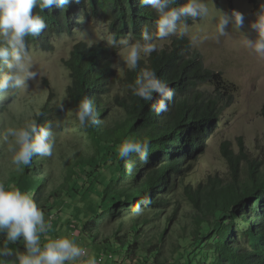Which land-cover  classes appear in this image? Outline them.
Segmentation results:
<instances>
[{
    "label": "trees",
    "instance_id": "16d2710c",
    "mask_svg": "<svg viewBox=\"0 0 264 264\" xmlns=\"http://www.w3.org/2000/svg\"><path fill=\"white\" fill-rule=\"evenodd\" d=\"M249 1L256 13L264 9L259 0ZM185 3L175 0L168 7ZM33 14L41 15L47 28L38 36L26 37V44L47 53L54 50L53 39L73 36L74 28L82 27L86 19H100L110 35L127 38L129 43H143L145 27L155 34L158 19L155 10L139 0H71L62 8L54 5L43 12L35 8ZM166 40L169 45L164 43L146 60L140 59L135 71L126 68L118 80L121 94H111L109 87L116 77L114 60L119 47L104 41L91 47L75 44L64 62L70 76L66 102L75 119L78 102L92 99L101 123L81 129L75 119L78 137L65 145L53 128V155L33 157L21 171L15 170L7 145L1 146L0 140V183L30 193L46 215L59 208L67 221L80 222L77 236L85 239L83 247L106 246L112 240L126 257L139 258L142 264H264V163L250 157L242 139H238L237 153L230 142L221 144L226 176H208L197 184L186 179L205 153L222 110L233 100V91L220 73L205 69L189 39L171 35ZM146 68L154 70L174 92L168 111L159 115L151 107L158 99L155 93L152 101L145 102L127 87ZM18 93L8 90L0 95V131L32 118L39 124L53 121L52 92L38 109L43 113L40 117L34 116L33 106L28 116L12 111L8 103ZM260 116L264 122V104ZM125 139L150 142L147 163L140 162L135 153L126 158L135 162L132 173L117 155ZM55 164L60 171L53 175ZM138 203L140 215L133 212ZM103 218L116 222L105 230L111 234H104L100 241ZM66 230L73 235L76 228L67 224ZM50 232L49 237L55 239L58 225L51 226Z\"/></svg>",
    "mask_w": 264,
    "mask_h": 264
},
{
    "label": "clouds",
    "instance_id": "9594fccd",
    "mask_svg": "<svg viewBox=\"0 0 264 264\" xmlns=\"http://www.w3.org/2000/svg\"><path fill=\"white\" fill-rule=\"evenodd\" d=\"M71 0H0V95L8 90H19L27 92L29 81H37L41 73L35 70L31 47L26 44V37L38 36L47 28L45 20L39 14H33V9L38 8L40 12L44 9H51L52 6L65 7ZM78 3L79 0H76ZM141 5L150 6L158 15L156 20V32L152 34L147 27L141 30L143 43L139 40L129 43L124 37L119 39L115 34L106 38V43L117 48L122 46V61L129 71H135L141 59V53L147 57L156 51L153 39L164 40L171 35L177 34L178 23L182 18L209 16V9L203 0H186V3L179 7H168L175 4V0H139ZM218 22L215 25L214 37L205 35L204 40L215 39L226 36L229 25L236 29L244 24L243 14L233 11L231 15L220 11ZM186 27V25H185ZM256 33L255 39L245 38L244 45L251 49L256 55L264 57V9L256 14L255 20L250 25ZM179 35L182 37L184 32ZM134 96L145 102L152 101L155 93L158 99L151 105L157 115L167 112L169 103L172 101L174 92L152 69H144L137 76L134 83L127 86ZM60 111H64L63 100L56 105ZM75 119L81 129L98 125V119L94 102L85 97L77 104L73 112ZM43 113L37 110L35 117ZM63 121H47L39 124L36 118L25 121L20 126H7L0 131V140L7 144V150L11 154V164L16 171L30 166L33 157H51L55 147V135L53 128H61ZM150 142L145 140L125 139L117 149L120 160L125 161L124 167L128 173H132L135 162L126 158L137 154L139 161L147 163L149 158ZM147 204L150 201H143ZM134 214L140 215L142 209L138 203ZM47 217V220L45 219ZM61 217H56L60 220ZM54 219L45 215L44 211L34 201L30 193L21 191L12 186L6 187L0 183V264H5L11 259L12 264H118L113 257L107 258L115 253L89 256L90 251L81 247L73 239L68 237L51 238L47 234L51 230V223ZM76 228L79 234L80 225L68 221ZM45 242L42 243L41 237ZM80 236V235H79ZM84 245L83 236H80ZM13 244H22L24 251L10 247ZM75 262V263H74Z\"/></svg>",
    "mask_w": 264,
    "mask_h": 264
},
{
    "label": "rangeland",
    "instance_id": "374dc122",
    "mask_svg": "<svg viewBox=\"0 0 264 264\" xmlns=\"http://www.w3.org/2000/svg\"><path fill=\"white\" fill-rule=\"evenodd\" d=\"M203 2L209 9V16L200 17L195 22L189 20L179 22L176 36H179L181 31L184 32L183 36L189 39L192 49L202 57L205 69L222 75L223 83L233 91V100L222 110L218 128L207 140L205 153L199 157L193 165L191 173L186 177L188 182L194 184L203 182L208 176L219 175L224 177L227 175V167L220 154V147L223 142H230L232 149L237 153L239 151L238 139H242L244 148L250 157L264 163V122L260 116V110L264 104V57L256 55L244 45L245 38L255 39L256 37V33L250 25L255 20L257 13L253 10L249 0H203ZM259 3L264 5V0H259ZM220 11L229 15L233 11L242 13L244 17L243 26L238 30L229 25L226 29L228 34L219 37L218 42L215 39L204 40L205 35L210 37L216 35L215 25L218 19H214V17L218 18ZM85 22L86 24L83 23L82 27L74 28L73 36L64 35L53 39L54 50L51 52L47 53L31 48L35 70L39 71L41 75L37 81H29L27 92L19 91L8 103L14 113L24 111L28 116L30 108H32L30 106H33L35 110L40 109L47 102L50 92H52L53 97L50 98L52 100L53 121L56 119L63 121L61 128H55L58 140L63 145L67 144L68 140L72 141L73 138L78 137L76 121L70 113L69 104L66 102V89L70 83V76L64 62L70 58L75 44L84 42L91 47L102 41L106 42V38L110 35L106 23L100 22V19L95 21L86 19ZM164 43L169 45V41L166 39L160 42L156 39L154 42L156 50H160ZM122 53L123 48L120 46L118 55L114 60L116 77L113 85L109 86L111 94H121L118 80L123 78L127 68L123 64ZM148 57L141 53V59L146 60ZM61 100H63L64 111H60L56 107ZM22 118L25 117H18V120H26V118ZM5 145L7 144L2 141L1 146ZM52 170V174L56 175L60 171V165L55 164ZM47 216L54 219L53 224L51 223L52 227L58 225L57 221H62L63 225L62 229H59V234H53L55 238L68 237L83 247L84 242L80 240L79 236L75 235L76 231L73 235L63 232L69 224L66 213L58 208V210L50 212V215ZM56 217L61 218L56 220ZM45 219L47 220L46 217ZM112 220V218H109V221L105 218L101 220L100 225H102L103 230H100L102 232L100 241L103 240L104 234H111L112 231L105 232V230L107 227L115 225L116 221ZM71 221L81 225L76 220ZM50 231L47 234L48 236L51 233ZM0 239H2V236H0ZM41 239L44 240V237L42 236ZM10 247L24 251L22 244H13ZM86 249L94 256L104 255L106 251L112 254L115 253L107 258V261L112 260L114 257L118 264H142L139 258L126 257L121 248L114 246L112 240L106 246L87 244ZM6 259L8 260L5 264H12L11 259H14V257Z\"/></svg>",
    "mask_w": 264,
    "mask_h": 264
},
{
    "label": "crops",
    "instance_id": "0c3cea01",
    "mask_svg": "<svg viewBox=\"0 0 264 264\" xmlns=\"http://www.w3.org/2000/svg\"><path fill=\"white\" fill-rule=\"evenodd\" d=\"M46 217V216H45ZM47 218V217H46ZM57 223H58V226H59V229H62V221H57ZM63 232L64 233H67V230H66V227L64 228V230H63ZM41 241H42V239H41ZM89 256H92V254L90 253L89 254ZM75 263V262H74Z\"/></svg>",
    "mask_w": 264,
    "mask_h": 264
},
{
    "label": "built area",
    "instance_id": "2783aa9c",
    "mask_svg": "<svg viewBox=\"0 0 264 264\" xmlns=\"http://www.w3.org/2000/svg\"><path fill=\"white\" fill-rule=\"evenodd\" d=\"M98 264H102V259H99L98 260Z\"/></svg>",
    "mask_w": 264,
    "mask_h": 264
}]
</instances>
